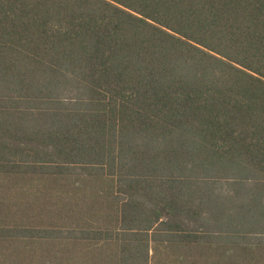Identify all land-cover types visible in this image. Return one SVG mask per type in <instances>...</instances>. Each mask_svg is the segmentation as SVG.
I'll return each mask as SVG.
<instances>
[{
  "label": "trees",
  "instance_id": "1",
  "mask_svg": "<svg viewBox=\"0 0 264 264\" xmlns=\"http://www.w3.org/2000/svg\"><path fill=\"white\" fill-rule=\"evenodd\" d=\"M1 248L264 264V0H0Z\"/></svg>",
  "mask_w": 264,
  "mask_h": 264
},
{
  "label": "rangeland",
  "instance_id": "2",
  "mask_svg": "<svg viewBox=\"0 0 264 264\" xmlns=\"http://www.w3.org/2000/svg\"><path fill=\"white\" fill-rule=\"evenodd\" d=\"M0 264H10L13 263V259L9 256V250L6 248H1L0 250ZM11 258V259H10ZM238 258H241V255L238 256Z\"/></svg>",
  "mask_w": 264,
  "mask_h": 264
}]
</instances>
